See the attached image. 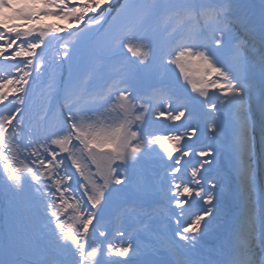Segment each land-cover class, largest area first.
<instances>
[{
  "label": "snow or ice",
  "instance_id": "1",
  "mask_svg": "<svg viewBox=\"0 0 264 264\" xmlns=\"http://www.w3.org/2000/svg\"><path fill=\"white\" fill-rule=\"evenodd\" d=\"M113 2L0 0V264H264V0Z\"/></svg>",
  "mask_w": 264,
  "mask_h": 264
},
{
  "label": "rangeland",
  "instance_id": "2",
  "mask_svg": "<svg viewBox=\"0 0 264 264\" xmlns=\"http://www.w3.org/2000/svg\"><path fill=\"white\" fill-rule=\"evenodd\" d=\"M121 2H122V0H121ZM54 18H56V17H48L45 21H44V23L45 24H52V25H54L53 24V19ZM58 19V18H57ZM59 20V19H58ZM61 22H63V23H65V21H62V20H60ZM161 21H163L164 22V24L163 25H159V27H163V30H171V28L172 27H174L175 26V24H176V21L175 20H171V19H169L168 17H162L161 18ZM185 27H186V29L188 28V26L187 25H185ZM162 30V31H163ZM39 103H40V101L38 100L37 101V105H39Z\"/></svg>",
  "mask_w": 264,
  "mask_h": 264
},
{
  "label": "bare ground",
  "instance_id": "3",
  "mask_svg": "<svg viewBox=\"0 0 264 264\" xmlns=\"http://www.w3.org/2000/svg\"><path fill=\"white\" fill-rule=\"evenodd\" d=\"M60 23H63V22H61L60 20H58L57 18H54L53 19V24L54 25H56V24H60ZM4 67V65H0V68H3Z\"/></svg>",
  "mask_w": 264,
  "mask_h": 264
}]
</instances>
